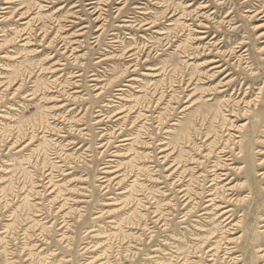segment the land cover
Instances as JSON below:
<instances>
[{"label": "rangeland", "instance_id": "obj_1", "mask_svg": "<svg viewBox=\"0 0 264 264\" xmlns=\"http://www.w3.org/2000/svg\"><path fill=\"white\" fill-rule=\"evenodd\" d=\"M262 34L264 0H0V264H264Z\"/></svg>", "mask_w": 264, "mask_h": 264}, {"label": "bare ground", "instance_id": "obj_2", "mask_svg": "<svg viewBox=\"0 0 264 264\" xmlns=\"http://www.w3.org/2000/svg\"><path fill=\"white\" fill-rule=\"evenodd\" d=\"M89 5H91V4H89ZM262 36H264V34H262ZM225 213H228V211H226ZM229 255H230V254H229ZM230 258H231V256L228 257V258H226V259L230 260ZM231 261H232V259H231Z\"/></svg>", "mask_w": 264, "mask_h": 264}]
</instances>
